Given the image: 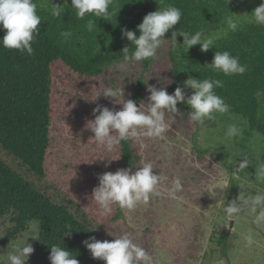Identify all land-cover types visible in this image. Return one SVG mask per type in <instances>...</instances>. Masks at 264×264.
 Segmentation results:
<instances>
[{
  "label": "trees",
  "instance_id": "1",
  "mask_svg": "<svg viewBox=\"0 0 264 264\" xmlns=\"http://www.w3.org/2000/svg\"><path fill=\"white\" fill-rule=\"evenodd\" d=\"M34 2L41 24L32 44L33 54L0 46V218L10 216L15 234L27 231L30 223L38 224L34 252L26 264H50L51 244H61L77 253L75 258L79 264H104L93 259L82 244L98 234L102 224L48 175L53 144L54 67L61 65L72 75L96 80L106 69L123 61L122 49L131 46L121 29L139 35L137 25L146 14L168 5L178 7L183 13L181 21L164 36V42L170 43L171 93L182 86L184 75L201 80L220 79L223 88L215 91L230 106V113L245 121L244 134L248 138L258 134L264 139V26L249 22L251 12L262 0H113L109 9L113 16L106 20L91 14L81 20L71 5L57 18L41 9L39 0ZM230 15L241 18L235 32L228 30L224 23ZM88 19L97 22L93 32L85 29ZM187 30L192 33L203 30L205 36H212L213 48L202 52L197 44L194 51H187L183 37L177 34L178 44L173 50L172 33ZM64 31H70L72 36L65 39L61 36ZM4 34L0 26V39ZM215 51L230 52L241 64L247 65V71L243 75L225 76L208 67L206 64L212 62ZM152 62L153 58L139 63L147 72ZM145 82L144 73L137 76L134 91L127 98L134 100L138 107L144 100ZM177 108L191 110L181 102ZM194 124L198 133L202 126ZM197 133L192 136L193 146L197 155L203 156L208 152L198 148ZM118 147L122 169L132 170L138 158L131 140L122 141ZM230 185L236 187L233 176ZM235 199L231 197L230 202ZM114 206L117 220L122 210ZM69 224L72 227L65 229ZM65 231H70L71 236L64 235ZM228 239L226 229L216 238L223 257H226Z\"/></svg>",
  "mask_w": 264,
  "mask_h": 264
},
{
  "label": "rangeland",
  "instance_id": "2",
  "mask_svg": "<svg viewBox=\"0 0 264 264\" xmlns=\"http://www.w3.org/2000/svg\"><path fill=\"white\" fill-rule=\"evenodd\" d=\"M38 4L51 13L54 5L66 11L71 0H39ZM169 47L166 40L147 72L139 62L121 61L106 69L98 79L90 80L72 75L61 65L54 67L53 144L48 175L102 224V230L94 236L96 240L112 241L128 233L151 256L152 264H264V219H260L264 206H257L254 211L244 207L231 221L225 212L231 197L264 193V183L256 179L257 171L264 166V139L258 134L248 138L244 134L245 121L230 111L218 114L217 122L206 120L197 133L189 112L179 109L183 114L166 113L169 127L162 136L130 138L138 158L132 171L151 162L153 173L168 177L158 188L160 195L152 196L147 204L140 203L132 210L121 208V216L116 220L115 204L111 214L105 215L91 197L100 174L122 169L119 147L108 151L96 143L94 134L85 127L87 121L94 119L92 110L97 104L114 110L122 107L114 98L95 99L97 88L123 87V99L127 100L134 91L137 76L144 73L143 103L148 102L149 85L165 88L171 94ZM196 47L191 46L187 51H194ZM188 78L184 75L181 79L185 98L194 91L185 87ZM143 103L142 109L146 107ZM230 123L241 126L243 135L226 139L224 133ZM195 133L197 146L207 151L206 155H197L192 142ZM245 158L249 160L248 165L238 170ZM177 176L183 190L173 199L167 189ZM231 176L236 187L230 185ZM13 227L10 216L0 218V264H10L8 253L16 243L32 236L27 242L33 246L38 238L37 223H30L27 231L20 234H15ZM222 229L229 236L226 257L216 243ZM248 234L254 240L251 246L244 240Z\"/></svg>",
  "mask_w": 264,
  "mask_h": 264
},
{
  "label": "clouds",
  "instance_id": "3",
  "mask_svg": "<svg viewBox=\"0 0 264 264\" xmlns=\"http://www.w3.org/2000/svg\"><path fill=\"white\" fill-rule=\"evenodd\" d=\"M112 5L113 0H71V7L81 20L89 14L106 20L113 16V12L109 11ZM64 12L65 9L60 5L51 6V15L54 17L61 18ZM182 15L183 13L178 7L168 5L143 17L142 22L137 25L139 35H136L132 30L121 29L122 36L126 37L131 45L122 49L123 62H140L154 58L164 42L165 33L180 23ZM249 22L264 26V0L251 12ZM224 23L228 30L235 32L241 24V18L239 15H230L225 18ZM40 24L41 17L37 14V4L34 0H0V26L5 30L3 38L0 39V46L32 55L34 51L32 44L36 36L39 35L38 26ZM96 28V20L88 19L85 29L88 32H93ZM177 34L183 37V43L187 46L186 50L199 44L200 50L206 52L215 44V39L212 36H205L203 30L195 33L188 30L174 31L171 36L173 50L178 44ZM61 36L68 39L72 33L64 31L61 32ZM206 65L225 76L243 75L247 71V65L241 64L239 58L232 56L228 51H215L212 62ZM185 87L194 90L187 98H185L184 90L181 87H176L174 92L169 94L165 88L158 89L149 85L146 91L150 95L147 97L148 102L143 103L146 106L143 109L141 105L138 107L134 100L123 99L125 95L123 87H99L95 99L101 96L114 98L115 103L121 104L122 107L120 110H114L97 104L92 110L94 119L87 121L85 127L94 134L93 139L97 144L105 146L108 151H111L114 146H119L122 141H127L130 138L162 136L169 127L165 120L166 113L183 114L177 108V104L180 102L185 103L191 109L188 113L189 119L200 126H204L206 120L217 122L218 114L223 115L229 112L230 106L215 91L217 88H223L222 80L207 78L201 80L189 77L185 81ZM117 98H120V102H116ZM97 113L99 114L97 115ZM243 131V128L238 124L230 123L224 135L226 139H232L242 136ZM248 163L249 160L245 158L239 163L238 170H243ZM153 169V164L147 162L135 171L123 168L117 169L114 173L100 174L98 186L93 188L91 197L105 215L111 214L114 204L128 210L136 208L140 203L147 204L152 196L160 195L158 188L168 179L165 175L153 173ZM256 179L258 182L264 183V166L257 171ZM182 190L181 179L177 176L171 181L167 193L169 197L175 199L176 193ZM257 206H264V193H258L255 196L240 194L235 200L227 203L225 212L231 221L242 212L244 207H251L254 211ZM260 219H264V214ZM71 227L69 224L65 226V229ZM64 235L70 237L71 232L65 231ZM27 238L16 243L12 251L8 253L7 258L10 264H26L29 256L34 252V248L31 243L27 242ZM244 240L248 246L254 243L251 234L246 235ZM82 244L93 259L102 260L104 264H152L151 256L144 248L134 243L128 233L114 238L112 241H99L95 237H89L82 241ZM49 246L50 264H79L75 258L77 253L67 250L61 244Z\"/></svg>",
  "mask_w": 264,
  "mask_h": 264
}]
</instances>
